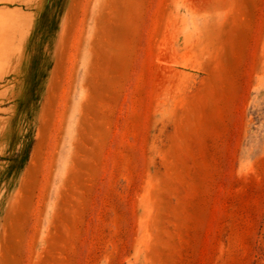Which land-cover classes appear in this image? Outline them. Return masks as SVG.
Wrapping results in <instances>:
<instances>
[{
  "label": "rangeland",
  "instance_id": "374dc122",
  "mask_svg": "<svg viewBox=\"0 0 264 264\" xmlns=\"http://www.w3.org/2000/svg\"><path fill=\"white\" fill-rule=\"evenodd\" d=\"M0 264H264V0H0Z\"/></svg>",
  "mask_w": 264,
  "mask_h": 264
}]
</instances>
